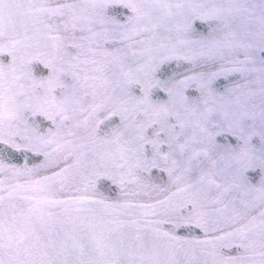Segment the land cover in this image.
Returning a JSON list of instances; mask_svg holds the SVG:
<instances>
[{
  "label": "snow or ice",
  "instance_id": "obj_1",
  "mask_svg": "<svg viewBox=\"0 0 264 264\" xmlns=\"http://www.w3.org/2000/svg\"><path fill=\"white\" fill-rule=\"evenodd\" d=\"M0 264H264V0H0Z\"/></svg>",
  "mask_w": 264,
  "mask_h": 264
}]
</instances>
